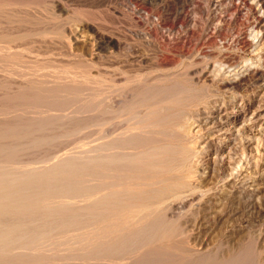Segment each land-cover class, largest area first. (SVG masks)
Instances as JSON below:
<instances>
[{
    "label": "rangeland",
    "instance_id": "obj_1",
    "mask_svg": "<svg viewBox=\"0 0 264 264\" xmlns=\"http://www.w3.org/2000/svg\"><path fill=\"white\" fill-rule=\"evenodd\" d=\"M2 1L0 36L13 40L0 41L1 94L11 93L15 80L26 77L55 84L63 76L59 83L79 90V98L52 110L77 117V129L71 133L75 138L69 134L54 141L52 150L47 146L37 163L122 131L127 120L117 118L113 109L138 91L163 85L180 88L187 94L176 105L174 132L162 136L181 153L172 172L176 184L157 211L171 219L177 238L168 251L179 258L201 254L204 259L217 251L230 256L243 252L246 264H264V63L257 61L264 51L231 44L238 29L247 31L254 19L241 17L235 23L218 8L223 20L211 22L208 0ZM215 25L221 34L212 35ZM206 35L213 36L214 42ZM6 52H14L15 59L4 60ZM256 64L260 72L245 75L229 87L215 74L219 69L240 73ZM92 92L97 95L95 105L81 108L80 100H87ZM190 142L192 155L185 148Z\"/></svg>",
    "mask_w": 264,
    "mask_h": 264
},
{
    "label": "bare ground",
    "instance_id": "obj_2",
    "mask_svg": "<svg viewBox=\"0 0 264 264\" xmlns=\"http://www.w3.org/2000/svg\"><path fill=\"white\" fill-rule=\"evenodd\" d=\"M208 5L211 22L223 20L217 15L218 8L235 23L241 17H252L253 24L247 31L238 29L231 44L252 51L260 47L264 51V0H208ZM221 32L215 25L212 35ZM206 37L214 42L213 36ZM9 38L0 36V41ZM12 58L15 59L14 52L4 55V60ZM257 61L264 63V53ZM259 69L256 64L240 73L219 69L215 74L223 77V86L229 87L245 75L260 72ZM69 77L67 81L71 80ZM62 78H55V84L27 77L16 79L11 93L3 96L0 91V264H246L243 252L232 257L229 252L218 255L217 251V255L204 259L201 254L179 258L176 252L168 251L177 244V238L171 219L162 218L157 211L176 184L172 172L181 153L176 144L164 141L162 136L176 126L175 108L178 101L186 98V91L163 85L133 93L128 101L113 109L117 118L125 116L127 120L122 131L103 141L99 139L101 134L97 138L100 142L94 138L96 144L88 142L87 147L82 141V149L77 146L80 150L62 152L38 164L47 146L77 129V117L52 112L79 98L78 87L59 83ZM83 81L87 84L91 80ZM96 96L92 92L87 100H80V107L88 109L95 105ZM193 144L185 146L190 155L194 152Z\"/></svg>",
    "mask_w": 264,
    "mask_h": 264
}]
</instances>
